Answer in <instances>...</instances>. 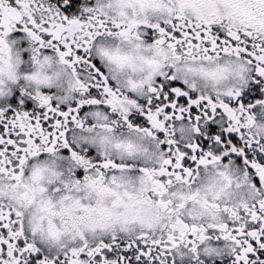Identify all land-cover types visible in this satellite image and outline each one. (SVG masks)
I'll return each mask as SVG.
<instances>
[{"label":"clouds","instance_id":"obj_1","mask_svg":"<svg viewBox=\"0 0 264 264\" xmlns=\"http://www.w3.org/2000/svg\"><path fill=\"white\" fill-rule=\"evenodd\" d=\"M70 3L0 0V126L33 140L0 156V264H130L124 249L141 264H264V96L239 101L264 85V0H81L66 14ZM178 33L197 46L170 47ZM158 78L199 104L157 102ZM17 91L32 109L11 103ZM218 109L241 143L216 135L204 149ZM181 153V168L165 163Z\"/></svg>","mask_w":264,"mask_h":264},{"label":"flooded vegetation","instance_id":"obj_2","mask_svg":"<svg viewBox=\"0 0 264 264\" xmlns=\"http://www.w3.org/2000/svg\"><path fill=\"white\" fill-rule=\"evenodd\" d=\"M81 2V0H71V3L67 6L64 7V11L66 14H72L78 11L77 5H79ZM89 2L91 3L92 0H89ZM153 30L149 29L148 32L149 34L152 32ZM13 35L15 36H19L21 35V33L18 31L16 33H14ZM179 35V34H178ZM223 38V37H222ZM148 39L151 40L152 36L149 35ZM194 43L196 41H193ZM24 56L25 58L28 57V52L25 51L24 52ZM93 63L96 64L98 67H100V62L98 59H94ZM101 70H103L101 68ZM158 80L161 81V85L163 86L164 92L171 97V99H176L178 100L179 103H187L188 101V97H180L177 98L175 97L174 93L171 92L172 88H176V87H181L183 88L184 85L181 81H177V80H169L167 82L163 81V78H158ZM95 91V90H93ZM20 96V93L17 91L16 95L12 97L11 103L12 104H22L23 107H25L26 109H32L33 108V102L31 101V99H21L18 100L17 97ZM192 96H195V93L192 94ZM261 96H264V85H261L259 82H252V84L250 85V87L245 90L244 93H242L241 97L239 98V101L242 103H249L255 99L260 98ZM160 100H164V97L161 96L160 98L157 99V102H159ZM165 102H167V100H165ZM202 107V106H201ZM86 110V109H85ZM168 110H171L170 108ZM208 111V110H206ZM200 112V108L193 105L191 107V113L193 114V118L195 115H198ZM217 115L214 116L212 118V120H208V121H204L203 127L206 129V133L203 136H198L197 142L201 144V147L204 149H207L209 147H217V145H215L214 140L212 139L214 136L216 135H220L222 140L227 141L228 139H231L233 143H241V141L239 140V137L236 136L235 134H230L227 133L226 131H224V128L221 127V110H217ZM51 116V114H50ZM130 119H133L134 122L136 123H141V122H146V118L142 115V114H134L132 117H130ZM53 120H49L45 122V127H49L50 129V123H53ZM226 127V125L224 126ZM2 126H0V132H2ZM5 138L7 139L8 136L5 134ZM166 147V145H165ZM11 151V149H10ZM65 154L68 153V149H64L62 150ZM190 152V150H188ZM94 154V150H89V155H93ZM225 160L228 159V157L224 158ZM242 157H239L238 155L236 156V162L237 163H242ZM194 161H190V159L188 157L185 158V164L186 165H190V164H194ZM77 175H83V170H79L77 172ZM146 250V249H144ZM123 254L125 256H127L129 258L130 264H141V258L137 259V255L135 253V249H124L123 250ZM262 258H264V250H260V252L258 253ZM146 264V262H145ZM217 264H220L219 261H217Z\"/></svg>","mask_w":264,"mask_h":264},{"label":"snow or ice","instance_id":"obj_3","mask_svg":"<svg viewBox=\"0 0 264 264\" xmlns=\"http://www.w3.org/2000/svg\"><path fill=\"white\" fill-rule=\"evenodd\" d=\"M153 27H156V26H153ZM159 31L161 33H165L166 30L164 28H160ZM178 34H179V36H182L183 38L182 39H177L175 36L169 37L170 40H174L175 41V43L169 45L170 47H176V45H183V44H186V43L188 44L189 47H196L197 46V45H195L194 42H191V43L189 42L188 33H178ZM87 35H91V33H88ZM229 35L232 36L233 39L239 40V37L235 33H229ZM35 38L39 39V37H35ZM200 39H201V36L197 34L195 36V40H200ZM160 42L162 43L163 41H160ZM41 43H43V41H41ZM65 46L68 47L69 45L66 44ZM213 47H215V44H213ZM227 50L228 49H225V51H227ZM63 55H65V53L61 52V56H63ZM256 59L264 60V56H257ZM261 71H262V73H264V70H261ZM172 79H175V77H172ZM105 91H107V89H105ZM153 92L155 93L156 89H153ZM171 92L174 93L175 97H177V98L187 97L188 96V93L183 92L180 88H172ZM161 96L164 97V100H167V101H171L172 100L171 97H169L164 92V89H163L162 85L160 86V91H159V94L157 95V99L160 98ZM177 102H178V100H177ZM149 103H151V101H149ZM187 103L189 105H192L194 103L195 104H199V101H195V100H192L191 98H188ZM209 103H210V101H209ZM175 107H176L175 103H171V104L166 105V109L167 108H175ZM220 107L223 108L225 110V112H227L229 115H231V110L228 108L227 105L222 104ZM212 108H213V110H215L216 106L213 104ZM60 115L61 116H67L68 114L67 113H60ZM25 116H27V113H25ZM149 119H152V117L149 116ZM197 119H199V117H197ZM58 123H59V120H57V124ZM36 127L40 129L41 133L43 132V126L39 122H37ZM13 128H15V125H13ZM2 129H3V131L0 132V156H3L5 154H7L10 151V149L12 151V155H15V156H18L20 152L27 153L29 151L28 147H26L25 145L33 144L32 133L31 132H29L26 129H24L23 126H21L20 130H17V131H14V132H8V126L7 125L3 126ZM5 134L8 136L7 139L5 138ZM17 137H19L20 139L18 140ZM25 137H27V138H25ZM216 139L220 140V137H216ZM169 143H172V142L169 141ZM189 147L193 151L197 150V146L196 145H189ZM183 155L184 154L181 153L180 157H178L176 161L169 160V161H165V163L166 164H173L174 167H176V168H181L182 167L181 158L183 157ZM192 159L195 160L196 157L193 156ZM8 162L11 163V161H8ZM23 162H24L23 157H21L20 158V163L23 164ZM0 163H3V161H0ZM200 163H206V161L201 159ZM253 167H258V165H253ZM2 170L3 169H0V171H2ZM184 172H186V173L189 172V169L185 168ZM161 174L162 175H173L174 173L166 172L165 170L162 169L161 170ZM261 180L264 181V174L261 175ZM157 183H159V182H157ZM261 207L264 208V203L261 204ZM16 215H19V213H17ZM251 216H252L253 220H256V213L255 212H252ZM3 221H4V217L0 216V224H3V228L4 229H7L9 227V224L3 223ZM238 231H240L241 234H243L242 229H238ZM248 235L252 236V237H256L257 233L255 231H252V232H249ZM9 246H11V245H9ZM260 247L264 248V243H261ZM246 251L248 253H251L253 251V247H252L251 243L248 244V247H247ZM143 254L147 255L148 253L145 252ZM139 258H140V256L138 255L137 259H139ZM237 259L239 260L240 257H237ZM244 259L246 260L247 257L245 256Z\"/></svg>","mask_w":264,"mask_h":264}]
</instances>
